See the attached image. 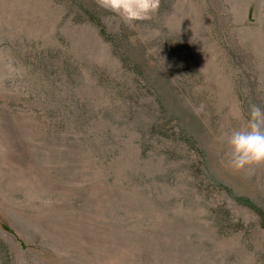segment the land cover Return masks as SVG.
Returning <instances> with one entry per match:
<instances>
[{"label": "rangeland", "instance_id": "1", "mask_svg": "<svg viewBox=\"0 0 264 264\" xmlns=\"http://www.w3.org/2000/svg\"><path fill=\"white\" fill-rule=\"evenodd\" d=\"M251 105L264 0H0V264H264V165L218 140Z\"/></svg>", "mask_w": 264, "mask_h": 264}, {"label": "clouds", "instance_id": "2", "mask_svg": "<svg viewBox=\"0 0 264 264\" xmlns=\"http://www.w3.org/2000/svg\"><path fill=\"white\" fill-rule=\"evenodd\" d=\"M99 5L119 16L125 22L148 20L159 9L160 0H98ZM193 106L197 114L201 111ZM233 119H246V123L234 128L225 136L220 134L218 140L226 145L224 157L227 165L234 171L264 165V109L251 105L245 116L242 109L232 110Z\"/></svg>", "mask_w": 264, "mask_h": 264}, {"label": "trees", "instance_id": "3", "mask_svg": "<svg viewBox=\"0 0 264 264\" xmlns=\"http://www.w3.org/2000/svg\"><path fill=\"white\" fill-rule=\"evenodd\" d=\"M238 202L243 206H248L250 210H252L259 218L260 220H264V212L260 209L255 207L254 205L247 202L245 199H238ZM264 227V224H263Z\"/></svg>", "mask_w": 264, "mask_h": 264}]
</instances>
